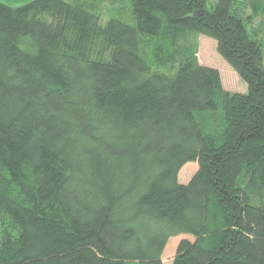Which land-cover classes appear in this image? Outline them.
Here are the masks:
<instances>
[{"label":"trees","instance_id":"1","mask_svg":"<svg viewBox=\"0 0 264 264\" xmlns=\"http://www.w3.org/2000/svg\"><path fill=\"white\" fill-rule=\"evenodd\" d=\"M104 1L0 2V264H264V0Z\"/></svg>","mask_w":264,"mask_h":264},{"label":"rangeland","instance_id":"2","mask_svg":"<svg viewBox=\"0 0 264 264\" xmlns=\"http://www.w3.org/2000/svg\"><path fill=\"white\" fill-rule=\"evenodd\" d=\"M28 1L30 0H0V2L7 4L9 6H19ZM116 1H117L116 5L124 3V0H116ZM215 2L216 0H207L208 5H213ZM108 6H110L109 1L105 0L104 3L102 4L103 15L107 13ZM105 19L106 17H102L101 19L102 23L105 21ZM253 25L259 28L261 39L264 44V13L255 17V19L253 20ZM196 40H197L196 56L199 63L216 68L219 71L222 86L227 90L233 92L234 91L245 92L247 89L246 83L240 79L236 71L217 52L215 39L204 34H199L196 36ZM262 63L264 66V51H263ZM197 168L198 165L197 162L195 161H190L183 164L178 171V175H177L178 181L182 183H186L190 179V177L194 174V172L197 170ZM183 238L189 240L194 239V237L189 233H181L169 237L163 248L161 255L163 264H172V259L175 255L177 244Z\"/></svg>","mask_w":264,"mask_h":264},{"label":"crops","instance_id":"3","mask_svg":"<svg viewBox=\"0 0 264 264\" xmlns=\"http://www.w3.org/2000/svg\"><path fill=\"white\" fill-rule=\"evenodd\" d=\"M226 89V88H225Z\"/></svg>","mask_w":264,"mask_h":264}]
</instances>
